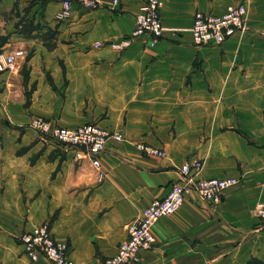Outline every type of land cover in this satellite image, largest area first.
<instances>
[{"label": "crops", "instance_id": "0c3cea01", "mask_svg": "<svg viewBox=\"0 0 264 264\" xmlns=\"http://www.w3.org/2000/svg\"><path fill=\"white\" fill-rule=\"evenodd\" d=\"M146 1L102 0L95 11L73 6L57 22L54 0H0V20L9 24L0 29L8 38L3 53L14 41L35 45L15 70L0 73V156L9 159L16 142L43 145L29 127L34 118L122 135L107 142L99 170L62 151L59 165L0 166V264H45L31 262L18 238L45 222L73 264H103L126 240L127 225L194 161L202 163L197 180L238 183L214 208L185 192L181 206L154 225V244L138 264H264V222L254 216L264 202V0H159L163 37L152 45L141 36L116 50L111 43L131 35ZM236 3L246 8L242 35L218 48L193 46L185 29L195 12L220 14ZM26 11L44 28L32 35L53 32L50 49L13 30L16 13ZM242 53L244 66L232 67ZM138 144L164 157L145 156Z\"/></svg>", "mask_w": 264, "mask_h": 264}, {"label": "built area", "instance_id": "2783aa9c", "mask_svg": "<svg viewBox=\"0 0 264 264\" xmlns=\"http://www.w3.org/2000/svg\"><path fill=\"white\" fill-rule=\"evenodd\" d=\"M60 5L56 14L57 22L67 20L71 16L73 6L86 11L102 8V0H54ZM118 0H113L116 6ZM161 2L148 0L135 15L134 29L130 36L111 43L116 50H125L134 38L141 36L152 37L155 45L165 32L160 19ZM246 29V9L242 3L230 4L220 14L195 12L191 26L185 29L189 33L193 46L197 48H218L230 37L244 32ZM102 44H94L100 48ZM23 57L22 51L0 53V73L13 71L18 59ZM29 127L47 138L52 144L59 146L65 153L71 154L75 162L87 160L91 165L100 169V156L109 140L120 142L122 135L112 133L98 124H87L76 128H63L43 118L32 119ZM136 148L145 156L163 158L161 150L145 144ZM200 161L186 163L179 169L182 180L172 183L167 194L153 200L139 215L127 225V238L117 249L116 254L104 261V264H138L143 251L154 244L152 229L163 217L173 214L182 204L185 192L192 191L197 197L211 208L216 207L222 199L223 192L238 183L235 178L197 180L200 172ZM99 175V179H102ZM255 216L264 220V202H258L254 209ZM24 255L31 261L43 259L45 264H73L69 259V248L66 243L57 241L48 223L33 225L32 229L20 237Z\"/></svg>", "mask_w": 264, "mask_h": 264}, {"label": "rangeland", "instance_id": "374dc122", "mask_svg": "<svg viewBox=\"0 0 264 264\" xmlns=\"http://www.w3.org/2000/svg\"><path fill=\"white\" fill-rule=\"evenodd\" d=\"M58 11L54 15L55 20H56V14L58 13ZM24 13H28V15L24 14L23 17H20V12L16 13L18 22L13 24V26H12L13 30L17 29V30L22 31V35L24 38L38 40L41 44L44 45V47L50 49L52 46L51 42L53 39V32L45 29V31L41 34L36 33V34L32 35L31 34L32 32L37 31V30L41 31L44 28H41V26L39 24L34 25V23L31 21L33 18H35V14H31V12H27V11ZM26 19H30V20H26ZM7 21H8L7 18H2L0 20V24H1L0 29L2 30V32H5V30H7L9 27V24L8 23L6 24ZM22 22H24V23L22 24ZM21 25H22V27L18 29L17 27L21 26ZM240 35H242V34H240ZM7 39H8L7 36L0 34V45L7 43L6 42ZM16 44L17 43L14 41L11 44V46L8 47L9 50H6V51L12 52V51L20 50L23 52V57H24V52H25V54H26L25 60L28 58L30 50H33L35 48V45H32V43H29V42H26V44L22 47L21 46L20 47L15 46ZM242 47H243V45H242ZM0 53H3V50L1 47H0ZM243 55H244V53H242V55L240 57L234 59L233 62L231 63V66L232 67H241V66L243 67L244 62H245ZM238 93L243 95L244 92L241 91ZM38 136H39V140L41 138V140L43 141L42 146L38 144L39 141L37 139H35L31 142L28 141V143H26V144H23V143L19 144L18 142H16L13 144L14 146L12 149V156H9V159L5 160L3 156H0V166H51L52 164L55 163V161L59 165L63 161V156L61 155L60 159L57 160V154L60 153L61 151H62L61 153L65 154V155L67 153H65L59 146H57L55 144H51V142L47 138H45L43 135L38 134ZM1 141L2 140L0 138V143H1ZM48 146L53 147V150L48 149L47 148ZM8 151H10V150H8ZM56 152H58V153H56ZM222 197H223V195H222ZM221 201H222V199H221ZM254 209H255V207H254ZM254 216H255V213H254ZM255 218L258 219L256 216H255ZM258 220L264 222V220H261V219H258ZM22 235H20V237H22ZM20 237H18L19 241H20ZM20 244H21V241H20ZM103 264H104V262H103Z\"/></svg>", "mask_w": 264, "mask_h": 264}]
</instances>
